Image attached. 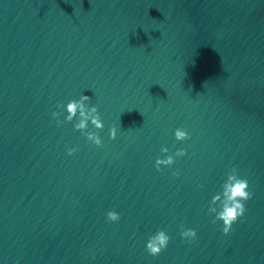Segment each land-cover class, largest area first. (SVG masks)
<instances>
[{
	"label": "water",
	"instance_id": "95a60500",
	"mask_svg": "<svg viewBox=\"0 0 264 264\" xmlns=\"http://www.w3.org/2000/svg\"><path fill=\"white\" fill-rule=\"evenodd\" d=\"M0 264H264V0H0Z\"/></svg>",
	"mask_w": 264,
	"mask_h": 264
},
{
	"label": "clouds",
	"instance_id": "9594fccd",
	"mask_svg": "<svg viewBox=\"0 0 264 264\" xmlns=\"http://www.w3.org/2000/svg\"><path fill=\"white\" fill-rule=\"evenodd\" d=\"M89 99L87 96L81 97V102L79 105L77 103H69L67 105V112L69 113L68 119H71L72 115L75 114L77 107L79 106L81 108V116H84L83 112V101ZM93 112L96 111V109H92ZM92 123L96 125L97 128L102 127V123L99 121V117H94L92 120ZM85 126V121L82 120L81 123L78 125V127L83 128ZM113 136H115V130H113L112 133ZM176 138L177 140H184L187 138V134L185 131L177 130L176 131ZM89 139L92 141L93 144L97 145L98 147L101 145V140L98 136H94L92 134L89 135ZM76 149H69L67 154L72 155ZM184 152L181 150L177 153V155H183ZM157 163H172V159L169 158L167 161H157ZM177 173H173V176L175 177ZM234 179V183L227 185L228 188V199L233 202L231 206H225L222 213L220 214V219L223 220V228L222 233L228 234L230 232L232 224L243 214L245 213L246 209L244 207V201H247L252 198V194L247 191L248 189V182L246 179H240V178H229ZM107 220L110 222H115L119 220V215L114 211L107 212ZM180 236L182 240H186L190 242L191 240L195 239L196 233L194 230L190 229L184 232L180 233ZM186 237H191V239H186ZM169 236L165 234L164 231H158L155 236L149 237L147 243H146V251L151 256L158 255L162 250H164L168 244Z\"/></svg>",
	"mask_w": 264,
	"mask_h": 264
}]
</instances>
